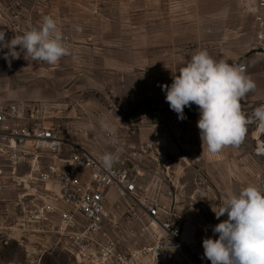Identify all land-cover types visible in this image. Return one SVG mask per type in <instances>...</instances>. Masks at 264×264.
Returning <instances> with one entry per match:
<instances>
[{
	"label": "rangeland",
	"instance_id": "obj_1",
	"mask_svg": "<svg viewBox=\"0 0 264 264\" xmlns=\"http://www.w3.org/2000/svg\"><path fill=\"white\" fill-rule=\"evenodd\" d=\"M252 4V0H60L58 10L46 16L56 20L63 37L71 38V49L79 51L80 56L73 66L80 75L95 78L96 97L120 92L127 102L124 107L134 114L140 104L150 109L169 106L162 86H170L173 75H179V69L200 50L220 60L223 56L230 59L242 54L245 58L263 53L255 43ZM29 16L28 23H23L22 18L20 30L38 27L45 15L33 10ZM0 24L14 29L7 22ZM77 25L82 31H76ZM131 99H137L136 104ZM184 115L198 123V106L185 107ZM252 127L257 130L256 125ZM67 141L99 158L115 151L112 144L81 146V141L75 142L69 136ZM256 144L257 140L254 151ZM123 148L122 161L118 159L116 163L134 173L142 172L145 166L135 163L130 154L127 156L132 149L127 145ZM39 155L43 158H23L18 153L0 151V264H76L63 251L57 235L58 213L49 209L50 203L56 211L63 209L54 201L57 189L33 180L38 177V166L34 165L43 171L50 163L48 153ZM167 159H171L180 180L174 198L176 224L194 229V240L218 238L212 229L223 219H217L213 212L219 210L215 194L200 191L198 163L189 164L176 154ZM263 163L264 159L262 171ZM140 180L148 183L145 175ZM147 263L144 259L142 264Z\"/></svg>",
	"mask_w": 264,
	"mask_h": 264
},
{
	"label": "built area",
	"instance_id": "obj_2",
	"mask_svg": "<svg viewBox=\"0 0 264 264\" xmlns=\"http://www.w3.org/2000/svg\"><path fill=\"white\" fill-rule=\"evenodd\" d=\"M50 2L0 0V21L21 31L26 5L31 3L42 14ZM252 2L255 43L264 54V0ZM64 41L71 50L70 39ZM241 66L246 70L245 64ZM43 114L37 109L27 113L18 103L0 102V151L37 159L43 158L39 153H48L50 163L43 171L34 165L38 177L33 180L57 189L54 201L63 209L56 211L53 203L49 209L58 213L57 235L63 251L76 264H142L144 259L147 264H211L204 257L203 238L186 243L183 228L175 222L174 198L180 180L171 159L163 160L160 174L154 173L143 184L139 172L122 165L103 168L99 157L67 141V136H76L78 131ZM250 123L258 133L264 132V126ZM256 145L255 155L264 159V141L257 139ZM255 177L257 186L264 189V163L263 172Z\"/></svg>",
	"mask_w": 264,
	"mask_h": 264
},
{
	"label": "crops",
	"instance_id": "obj_3",
	"mask_svg": "<svg viewBox=\"0 0 264 264\" xmlns=\"http://www.w3.org/2000/svg\"><path fill=\"white\" fill-rule=\"evenodd\" d=\"M59 2L60 0H51L42 15H53L58 10ZM31 10L35 9L29 3L26 5L23 23H28ZM0 30L5 32V39L10 40L14 35L22 34L28 29L17 31L0 24ZM62 30L60 29L61 33ZM66 37L71 40L68 35L63 39ZM72 49L69 55L61 58L55 65L30 62L23 58V53L19 59H12L9 64L4 59V53L8 49L0 50V102L18 103L25 107L27 113L31 109H37L40 113L50 114L56 123L69 125L78 131L76 136H70L69 139L81 141V146L111 145L110 138L104 132L101 133L99 126L101 119L108 120L116 127L122 145L132 149L127 151V156L130 154L135 163L147 168L139 172L142 177H147V182L151 181L154 173L159 172L161 162L171 154H176V157L183 158L189 164L198 163L200 191L209 195L215 194L219 207L229 193L238 194L243 187L250 184L257 186L255 176L263 172V158L255 155L254 147L258 137L264 141V132L260 134L255 131L252 123L247 125L245 138L238 147L227 146L222 151L211 154L205 146L203 151L198 123L190 117L178 122L177 113L169 106L150 109L140 104L134 114H131L124 107L127 102L120 92H109L97 98L94 93L95 78L77 73L73 64L80 59L79 51ZM17 51H20L19 46ZM243 57L244 55L238 54L230 59L226 56L221 59L229 60V64L237 66L245 64L246 74L255 82V90L242 101V111L250 115L264 102V54L252 53ZM215 60L220 59L216 56ZM27 124L32 122L27 121ZM127 130H133L134 134H128ZM80 148L90 153L88 149ZM136 148L141 151L134 152ZM121 155L119 160L122 161ZM222 219L226 220L227 214ZM194 233V229L183 227L184 241L193 242Z\"/></svg>",
	"mask_w": 264,
	"mask_h": 264
},
{
	"label": "clouds",
	"instance_id": "obj_4",
	"mask_svg": "<svg viewBox=\"0 0 264 264\" xmlns=\"http://www.w3.org/2000/svg\"><path fill=\"white\" fill-rule=\"evenodd\" d=\"M76 31H82L76 26ZM0 30V50L8 49L4 59L23 58L30 62L57 64L70 54L56 20L44 16L38 27H32L10 40ZM19 46L20 51H17ZM256 88L255 82L243 66L215 60L207 50H200L191 56L186 66L173 75L170 86L163 85L166 102L180 120L185 119L184 108L198 106L200 118L198 128L202 141L211 154L227 146L238 147L244 140L247 125L256 122L264 126V105L248 115L242 111V101ZM100 129L108 135L115 151L105 152L100 163L105 169H112L124 151L116 127L106 119L99 121ZM203 154V152H202ZM219 219H227L213 227L218 238L203 239L204 257L211 264H264V189L256 185L243 187L239 193H229L216 211Z\"/></svg>",
	"mask_w": 264,
	"mask_h": 264
}]
</instances>
